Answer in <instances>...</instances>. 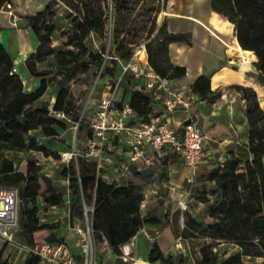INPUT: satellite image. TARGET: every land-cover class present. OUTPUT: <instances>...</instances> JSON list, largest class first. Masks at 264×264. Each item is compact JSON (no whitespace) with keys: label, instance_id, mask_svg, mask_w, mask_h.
<instances>
[{"label":"trees","instance_id":"16d2710c","mask_svg":"<svg viewBox=\"0 0 264 264\" xmlns=\"http://www.w3.org/2000/svg\"><path fill=\"white\" fill-rule=\"evenodd\" d=\"M6 1L8 0H0V8ZM53 1L50 0L43 10L28 17L39 39L37 49L25 59L29 72L39 76L35 89H24L23 80L16 71H12L14 62L0 41V187L13 186L18 190V234L28 245H35L41 240L54 242L57 235L52 230L56 225L52 222H40L37 198L40 196L48 205H58L64 203V199L68 197L71 219L83 220L84 207H92L87 211L88 221L97 242L106 241L108 246L116 248L129 242L144 225H159L163 221L165 226L150 243L148 264H191L184 254L168 250L176 238L169 222L168 211L163 216L151 209L142 212L141 190L136 189L132 183H118L115 179L105 181L101 177L104 169L96 168L94 159L89 161L77 158L76 166L73 160L64 164L57 172L58 177L67 180L64 189L69 192H64L57 189L51 179L40 172L38 163L28 155L18 158L17 161L7 155L11 151L38 150L48 156H55V152L49 151L38 136L30 131L41 129L43 135H51L57 128L66 127L65 121L50 114L51 109H64L74 118L79 115V112L75 113L68 105L69 93L64 86L58 88L50 106L43 102L37 104L47 88V72L37 69L36 62L46 55H53L58 67L77 64L87 68L92 63L100 64L103 58L100 51H89L84 41L89 33L103 35L106 30L103 0H77L76 4L72 3L74 11L80 16L76 18V28L69 34L65 46L58 49L50 44L54 25L47 20ZM114 1L119 14L124 0ZM209 1L213 12L225 17L231 29L233 26L232 33L238 41L239 53L248 58L255 54L256 65L264 81V0ZM142 33L141 30L136 36H130L129 25L121 28L116 25L110 33L114 42L110 58L113 61L127 60ZM155 38V46L145 41L149 64L168 78L184 75L185 66L169 60L167 44L182 41L184 37L161 26ZM161 50L164 55L159 59ZM102 72L103 75H116L113 67H106ZM229 87L240 91V99L244 100V113L248 124L247 147L251 158L243 159L242 167L239 166L240 157L227 158L206 174L207 180L214 181L216 199L203 197L198 200L206 204V215L211 219L209 222L202 224L194 215L184 211V229L181 236H205L211 239L200 246L199 257L193 264H264V259L257 263H245L240 252L219 260L212 250L217 241L224 240L245 247L248 254L264 258V108L260 106L254 88L248 85L232 83L212 89L210 77L204 74L197 76L191 84L193 92L217 105L225 101L224 93ZM129 102L135 115L142 120H149L155 114L151 97L141 89H132ZM168 156L165 155L162 161L167 162ZM132 169L142 170L144 167L131 166L128 170ZM202 189L205 190V187ZM206 194L209 196V193ZM7 247L6 239L0 236V264H11L4 257ZM39 262V255L28 252L20 264Z\"/></svg>","mask_w":264,"mask_h":264},{"label":"rangeland","instance_id":"374dc122","mask_svg":"<svg viewBox=\"0 0 264 264\" xmlns=\"http://www.w3.org/2000/svg\"><path fill=\"white\" fill-rule=\"evenodd\" d=\"M72 3L76 4L77 0H54L52 3V10L48 13L47 20L49 23H53L54 25V30L50 35V44L55 49L64 47L69 34L76 28V18H78L80 14L74 11ZM102 4L106 16V30L103 35H98L95 32L89 33L87 38L84 40L89 51H100L102 53L103 58L100 61V64L92 63L89 64L87 68L77 64H67L63 67H58L54 56L46 55L42 60L36 62L35 65L37 69L47 72L45 79L48 85L46 88L47 90L39 98L37 104L43 102L50 106L54 99V97L51 99L52 92H54L55 96L58 88L60 86H64L69 93L67 96L68 105L75 113L79 112L80 114L84 111V118L86 119L88 116V110L92 109L98 102L99 98L107 91L106 84L111 83L110 80L108 82H104L106 78L103 77L102 71H104L106 67H113L115 74L119 72V60L116 59L113 61L110 58V55L113 54L114 46L113 38L110 33L116 25H118L119 28L127 27L129 25L130 36H136V33L142 30L143 33L139 36L137 43L147 41L152 46L156 45L155 35L161 26H164L167 31H174L181 34L182 37H184V40L175 42H177V44L185 45L188 50L187 54L182 52L176 55V57H179V60L187 59L192 70L198 66L200 62H202V59H204L202 49L206 46L213 48L217 45V43L214 38L205 39L202 35L203 28L196 24L195 21L193 22V20H189L186 17H179L177 13L198 16L199 18L194 16L188 17L193 18L208 29L210 26H208L204 20L209 22L210 18L216 21L217 25H215V28L217 30L225 31L230 28V24L225 17L221 14L213 12L209 0H124L122 1L121 11L119 14L116 11V3L114 0H103ZM232 32L234 33L233 26ZM137 43H135L134 46ZM169 43L167 44L169 45ZM226 44L228 47H231L239 53L237 44L232 45L229 42H226ZM162 55H164V51L161 50L159 53V59ZM239 56L245 58V56L240 53ZM85 58H87V56H85ZM21 62V71L23 73L25 72L27 75V77H24L25 79H23L24 89L33 90L39 83V76L33 75L29 72L25 64V58H23ZM223 62L229 67L235 69L238 68V65L234 61L224 59ZM247 73L252 76L250 77V82L248 83L252 85L254 89H258L261 84V75L256 63L252 62L250 64ZM34 78L36 79V83L31 82ZM187 78H189V76H187ZM133 83L134 81L131 76L125 74L122 78L121 91L117 97H124V95L131 89L130 87H132ZM233 89L236 90L235 88ZM237 92L240 95V91ZM260 106L264 108V103ZM31 133L37 135L38 139L46 145L49 151H54L55 156L49 155L50 157H48V155L38 150H30L28 152L11 151L8 152L7 155L13 157L15 161H17L20 157L28 155L31 159L38 163L40 172L50 178L52 184L56 185L57 189L69 192V190L64 189V185H66L67 180L58 177L57 172L63 168L64 164H66L58 161V158L60 157L59 153L62 150L71 148L73 144V131L66 125L65 128H57V131L51 135H43L41 129ZM87 135H89V128L85 124L81 125L77 130L78 140L81 141ZM109 141L111 143H115V140L112 137H110ZM77 146L80 150H84L83 144L78 143ZM110 152H112V150H110ZM242 155H244V153ZM78 158L91 161V159H94V156H79ZM243 159L244 158L240 159V167H242ZM73 163L74 166H76V160H73ZM166 168L167 162L160 160L152 166L144 167L142 170L132 169L131 171H118L115 173L114 179L118 183H132L136 189L141 190L143 193V199L141 201L143 206H141L140 203L142 212H145L147 209H151L163 216L165 211H168L170 222V210L168 209L172 202L168 201L165 193L158 188V185L166 179ZM197 181L198 182H196L195 185L191 186V191L187 200L188 208L183 211H188L194 215L200 223L205 224L211 219L206 215L205 207H199L198 199L207 197L215 200L216 193L213 186H207L205 187V190H203L201 187V180L198 179ZM206 193H209V196ZM18 204L19 199L17 203V219ZM61 204L63 206L61 208L52 207L44 203L41 197L38 196V218L41 223L52 222L56 225V227L52 230L53 233L57 235V239L55 241H63L68 247L74 260L72 264H84V259L80 254L81 247L78 244L79 234L76 231V227H85L87 222L86 218H89V209L84 207V210L87 209L88 211H86V217H84L83 220H77L75 218L71 219V221H69V226L67 227L68 223L67 216L65 214V204H63V202ZM86 207H90V205H87ZM164 226L165 223L162 221L161 224L152 226L154 228H150L149 231L153 234L155 233L156 235V233H158ZM11 229L13 230L15 240L18 243L25 242L24 238L18 234V221L16 225L11 227ZM62 233H65V236H59ZM206 239L207 240L191 239V237L181 239L180 237H176L173 242L172 252L176 254H184L188 262L193 264L197 257H199V248L202 243L201 241H211L210 238ZM43 241L45 240H41L36 244H41ZM176 242H179L180 245L177 248H175ZM93 244L95 263L101 264L104 262L103 244L102 242H97L95 237H93ZM212 250L216 253L219 260H222L230 254L236 252L241 253V258L245 263H257L264 259L258 255L248 254L245 247H241L224 240L217 241ZM106 261L107 259L105 258V262ZM43 264L51 263L44 262ZM105 264L108 263L106 262Z\"/></svg>","mask_w":264,"mask_h":264},{"label":"crops","instance_id":"0c3cea01","mask_svg":"<svg viewBox=\"0 0 264 264\" xmlns=\"http://www.w3.org/2000/svg\"><path fill=\"white\" fill-rule=\"evenodd\" d=\"M48 1L50 0H8L0 8V41L11 56L13 62L15 61L14 65L16 67V72L21 78L23 77L22 80L25 79L27 75L25 72L23 73L21 71V60L23 58L26 59V57L31 52L35 51L39 45L38 36L28 21V17L43 10ZM177 14L179 17H186L189 20H193V22L195 21L196 24L203 28V37L205 39L214 38L217 43L213 48L206 46L202 49L204 59H202V62L193 70L187 59L179 60L180 58L176 57V55L182 52L187 54V47L183 44H177L175 41L170 42L168 45L169 60L174 64L184 65L186 68V73L184 75L169 78V85L190 90L192 99L188 106H179L173 110L163 111L161 107L163 92L155 88L143 90L151 97V105L154 113H162L175 127H178L186 118L191 117L200 124L202 132L204 133V155L201 161L193 168H190L184 165L181 157L174 154L169 155L167 158L166 179L158 185L159 190L165 193L167 200L172 202L168 210H170V225L174 235L181 239H187L181 236L184 229V211L177 205V202H175L185 191L187 187V178L190 175L192 176V185H195L199 179L202 182V188L213 186L214 181H209L205 178L212 167L220 165L227 158L234 156L244 159L251 158V154L247 147L248 124L244 113V103L243 100L240 99L238 92L233 88H226L224 93L225 101L217 105L206 99H202L197 93L193 92L191 90V84L197 76L204 74L210 77V86L212 89L218 85H229L232 83L252 87V85L248 83L252 76L248 74L247 71L252 62L256 63L257 57H255V54L252 58L240 57L236 50L228 47L226 42L232 45L238 43L236 37L232 33L231 25L228 30L219 31L215 28L217 24L214 19L210 18L209 22L203 19L204 22L210 26L208 29L198 21L188 17L194 16L199 18L196 15ZM246 50L253 52L249 49ZM224 59L234 61L238 65V68L235 69L224 64ZM187 76H189V78H187ZM132 80L134 83L132 87H130L131 89L124 97H119L120 99L130 98L132 89L137 88L136 85L139 81L133 78ZM31 82L36 83V79H32ZM261 84L258 89L256 87V89H254L256 90L260 105L264 103V81H262V79ZM53 97L54 92L51 94V99H53ZM139 119L141 118L135 115V120ZM36 130L38 129H33L30 132ZM118 147L119 145H117V143H114L112 147V152L115 157L114 162L124 156L123 152L118 151ZM243 153L244 155H242ZM116 172L118 171L107 169L101 173V177L105 181L110 182L114 180ZM198 203L199 207L204 206L206 208L204 202L199 201ZM63 204H65L64 207L66 208L65 214L67 216L68 227L69 221H71L68 204L67 202ZM50 206L56 208L63 207L62 204ZM152 226L156 225L146 224L144 227L139 228L129 242L119 245L116 248L108 246L106 241H103L104 262L101 264H105L106 262L108 264H148L149 246L155 236V233L153 234L149 231L150 228H154ZM59 236H65V233ZM151 236H153V238H151ZM206 238L208 237H191V239L207 240ZM201 242L200 246L208 241ZM172 246L173 244L168 249L169 251L173 250ZM26 255L27 253L23 250L15 249L10 246L7 247L4 253V257H8L11 264L22 263ZM105 258L107 259L106 262ZM43 263L44 262H39L38 264Z\"/></svg>","mask_w":264,"mask_h":264},{"label":"built area","instance_id":"2783aa9c","mask_svg":"<svg viewBox=\"0 0 264 264\" xmlns=\"http://www.w3.org/2000/svg\"><path fill=\"white\" fill-rule=\"evenodd\" d=\"M119 60V72L115 76L106 73L103 75L107 91L102 95L96 105L88 110L84 118V111L74 118L64 109H51L49 112L56 118L62 119L73 131V144L70 149L60 151L58 161L68 163L79 156H94L97 168L104 170L124 171L131 166L149 167L162 160L165 155L173 153L181 157L184 165L193 168L204 155V133L200 124L188 117L178 127L173 126L162 113H155L149 120H135L129 99L118 98L121 91L122 78L125 74L139 81L138 89L155 88L163 92L162 110H173L179 106H188L192 97L190 90L169 85V78L159 74L148 62L145 41L137 43L127 60ZM12 71H16L15 65ZM87 125L89 135L81 141L78 140L77 130L81 125ZM119 145L118 151L124 156L115 161L110 150L114 143ZM78 143L83 144L80 150ZM193 178H187V187L180 197L176 199L177 205L182 209L188 208L187 200L191 191ZM64 202H69L68 197ZM18 190L16 187H0V236L6 239L8 246L24 252H33L40 257V262L51 264H72L74 261L68 247L63 241H43L35 246L27 243H18L12 226L17 223ZM143 206V203H141ZM89 210L92 207H86ZM85 209V217H86ZM84 228L76 227L79 234L78 244L84 264H96L94 259L93 230L86 218ZM153 238V236H151ZM175 243V248L179 247ZM8 259V257H7ZM9 260V259H8Z\"/></svg>","mask_w":264,"mask_h":264}]
</instances>
